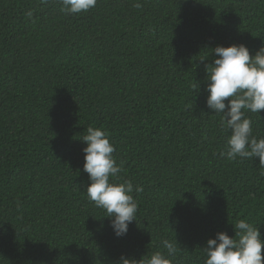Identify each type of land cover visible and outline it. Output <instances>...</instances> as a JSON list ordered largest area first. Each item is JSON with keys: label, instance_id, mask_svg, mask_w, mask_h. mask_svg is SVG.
<instances>
[{"label": "trees", "instance_id": "1", "mask_svg": "<svg viewBox=\"0 0 264 264\" xmlns=\"http://www.w3.org/2000/svg\"><path fill=\"white\" fill-rule=\"evenodd\" d=\"M241 44L264 46V0H97L71 16L0 0V264H118L167 255L162 240L171 264H204L240 219L264 240V168L219 155L231 133L205 105L211 49ZM89 126L108 132L117 182L143 188L120 238L84 191Z\"/></svg>", "mask_w": 264, "mask_h": 264}, {"label": "clouds", "instance_id": "2", "mask_svg": "<svg viewBox=\"0 0 264 264\" xmlns=\"http://www.w3.org/2000/svg\"><path fill=\"white\" fill-rule=\"evenodd\" d=\"M58 4L64 14L71 16L88 12L96 6L97 0H58ZM211 53L218 58L205 65V105L212 113L220 115L221 127L231 133L225 150L219 155L229 160L258 158L259 166L264 168V138L253 136L252 121L247 118L249 112L258 115L264 110V46L254 55L242 44L216 46ZM192 87L197 90L198 84L192 82ZM82 142L86 145L82 149L83 171L89 181L85 194L95 207L105 212L114 236L123 237L128 225L136 219L138 205L132 193H139L143 188L134 189L131 181L117 182L122 167L116 163L115 149L106 130L89 126ZM234 229V238L218 232L214 239L206 241L201 250L204 264H264L261 254L264 240L258 227L240 219ZM161 243L167 255L158 251L139 260L121 256L118 264H171L170 257L177 249L168 240Z\"/></svg>", "mask_w": 264, "mask_h": 264}]
</instances>
